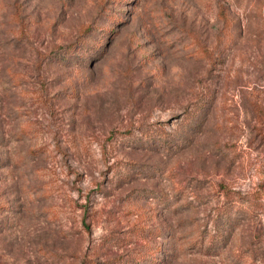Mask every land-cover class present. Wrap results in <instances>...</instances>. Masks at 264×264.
<instances>
[{"label": "rangeland", "instance_id": "rangeland-1", "mask_svg": "<svg viewBox=\"0 0 264 264\" xmlns=\"http://www.w3.org/2000/svg\"><path fill=\"white\" fill-rule=\"evenodd\" d=\"M0 264H264V0H0Z\"/></svg>", "mask_w": 264, "mask_h": 264}, {"label": "trees", "instance_id": "trees-1", "mask_svg": "<svg viewBox=\"0 0 264 264\" xmlns=\"http://www.w3.org/2000/svg\"><path fill=\"white\" fill-rule=\"evenodd\" d=\"M220 15H222V12L221 11H220ZM222 20H223L224 23L226 22L225 16L222 17Z\"/></svg>", "mask_w": 264, "mask_h": 264}]
</instances>
